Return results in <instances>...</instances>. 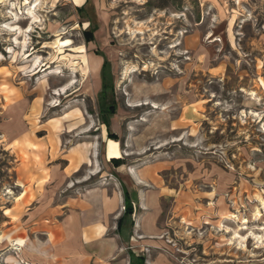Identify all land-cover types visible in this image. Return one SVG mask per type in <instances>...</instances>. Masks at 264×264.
<instances>
[{
	"label": "rangeland",
	"instance_id": "1",
	"mask_svg": "<svg viewBox=\"0 0 264 264\" xmlns=\"http://www.w3.org/2000/svg\"><path fill=\"white\" fill-rule=\"evenodd\" d=\"M40 1L25 33L34 1L0 0V264H29L13 240L44 239L22 214L51 163L70 174V146H100L98 161L48 183L55 203L114 181L115 160L157 167L149 264H264V0Z\"/></svg>",
	"mask_w": 264,
	"mask_h": 264
},
{
	"label": "crops",
	"instance_id": "2",
	"mask_svg": "<svg viewBox=\"0 0 264 264\" xmlns=\"http://www.w3.org/2000/svg\"><path fill=\"white\" fill-rule=\"evenodd\" d=\"M31 1L34 0H29ZM70 1L75 9H79L87 6L89 0ZM82 49L86 53V49L84 47ZM99 147L70 146L69 151H77L70 174L66 172L71 166L70 163L62 169L58 163L50 164L48 169L52 174L43 185L44 189L37 192L35 201L24 210L21 218L25 228L40 232L44 239L34 243L30 241L24 245L21 239L13 240L25 262L139 264V258H142L144 264H149L141 253V247L152 245L156 242L155 238L162 234L156 222L162 213V199L167 197L163 181L156 172V166L133 169V172L130 170L125 174L118 172V167H113L114 181L100 182L77 193L71 191L57 203L53 201L56 191L45 189L52 181L72 182L69 179L70 175L77 173L87 162L94 163V159L98 161ZM103 153L104 158L106 155L107 158H116L118 152L116 146H103ZM103 164L106 169L98 173H105L108 170L106 162ZM87 179L75 180L72 187L77 183L86 182ZM122 186L130 196L134 213L131 217L123 219L118 230V221L124 212Z\"/></svg>",
	"mask_w": 264,
	"mask_h": 264
},
{
	"label": "trees",
	"instance_id": "3",
	"mask_svg": "<svg viewBox=\"0 0 264 264\" xmlns=\"http://www.w3.org/2000/svg\"><path fill=\"white\" fill-rule=\"evenodd\" d=\"M76 11L79 12V13H83L85 11V7L76 9ZM94 30H95V27H92V28H89L88 31H85L84 32V36H86V38H87L86 41L87 42H90V41L93 40V32H94ZM103 67H104V64L102 65L101 70H100L101 83H102V71H103ZM101 87H102V85H101ZM108 111H110V113H113L112 112L113 111V108H110ZM108 111H106V112H108ZM103 123L109 125V122H108V120L105 117L103 119ZM109 137L110 138H115V136H111V135H109ZM122 164H123V162L120 161V160L113 161V166L114 167H119ZM122 193H123L124 212H123L122 217L118 221V230L121 227V222L123 221V219H126L128 217H131L133 215V213H134L133 206H132V203H131V200H130V196H129L127 190H125V188L123 186H122ZM139 264H144V259L139 258Z\"/></svg>",
	"mask_w": 264,
	"mask_h": 264
},
{
	"label": "bare ground",
	"instance_id": "4",
	"mask_svg": "<svg viewBox=\"0 0 264 264\" xmlns=\"http://www.w3.org/2000/svg\"><path fill=\"white\" fill-rule=\"evenodd\" d=\"M40 0H34L33 4H30V6L26 9V15L27 18L30 20V24L28 25L27 29L24 30L25 33H29L32 31L33 27L35 24H37L39 22V17L37 16V14L35 13V9L40 5ZM18 20L17 16L14 15V21L16 22ZM4 29H6L7 31L13 32L14 35H19L20 33H22V30L17 27V26H9V24H5L3 26ZM13 44H18V41L15 39L13 41ZM23 47L25 46V43H23ZM37 65V61L34 62V65L32 67H36ZM64 89H62L63 91ZM55 95H59L60 94V90H57L54 92Z\"/></svg>",
	"mask_w": 264,
	"mask_h": 264
}]
</instances>
